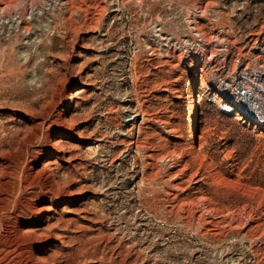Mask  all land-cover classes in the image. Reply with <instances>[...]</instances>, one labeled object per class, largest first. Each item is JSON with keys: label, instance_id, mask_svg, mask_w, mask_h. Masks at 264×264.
<instances>
[{"label": "rangeland", "instance_id": "1", "mask_svg": "<svg viewBox=\"0 0 264 264\" xmlns=\"http://www.w3.org/2000/svg\"><path fill=\"white\" fill-rule=\"evenodd\" d=\"M0 9V264H264V0Z\"/></svg>", "mask_w": 264, "mask_h": 264}, {"label": "bare ground", "instance_id": "2", "mask_svg": "<svg viewBox=\"0 0 264 264\" xmlns=\"http://www.w3.org/2000/svg\"><path fill=\"white\" fill-rule=\"evenodd\" d=\"M3 12V11H2ZM1 17H2V15H1V9H0V20H2L1 19ZM1 25V24H0ZM41 107V106H40ZM41 109H39V111H40ZM42 110H44V109H42ZM32 111H34V110H27V113H28V115L29 116H31L32 118H36V117H39V115H38V109H36L34 112H33V115H30L31 114V112ZM46 112V111H45ZM39 114H41V112H39ZM42 114H43V111H42ZM41 116V115H40ZM41 118V117H40ZM29 119V118H28ZM72 120V119H71ZM70 120V121H71ZM53 122H55V121H53ZM43 123H44V121L43 120H41V122H36L35 120H32V121H30V123L29 124H27V125H25L24 124V127H16V132L17 133H19L21 130H26V132L28 131L29 133H30V135H28L27 137V139L26 140H18V139H14L13 137V139L12 140H9V141H7V142H3V143H1V145H0V155H2V156H4V154H6V153H8V152H12V151H14V150H16V149H18V148H21V149H23L24 148V144L26 143V141L28 142V139L29 138H31L32 139V137H33V135H37V132H38V130L40 129V128H42V125H43ZM192 131V130H191ZM25 132V133H26ZM16 133V134H17ZM16 134H14L15 136H16V138L18 137V135H16ZM14 136V137H15ZM192 138V137H191ZM58 140H59V138L58 139H55V140H53V146L54 145H56L57 143H58ZM56 143V144H55ZM193 143V142H192ZM27 144V143H26ZM51 158V157H50ZM0 166H1V170H0V172H2L5 168H4V165L3 164H0ZM2 185H3V182L2 181H0V210H2V209H5V208H3V201H4V199L5 198H3V194H4V192L1 190L2 189ZM4 188V187H3ZM9 194V193H8ZM6 195V194H5ZM9 195H11V194H9ZM7 197V196H6ZM10 197V196H9ZM9 199V198H8ZM10 201V200H9ZM50 201V200H49ZM45 202L44 201H39L37 204H35L34 206H30V207H27V208H25V209H22L20 206H17L16 207V210L15 211H17V212H19L20 213V216H19V219H20V223H19V225H18V232L19 233H22V235H23V232H27V234H30V233H33V234H35V235H38V236H44V235H47V234H49V233H51V230H53V228H54V223L52 224H50V223H48L49 222V220H50V217H49V215H50V213L49 212H51L50 211V208H49V206L47 207L45 204H44ZM16 205V204H15ZM24 215H27V216H29V217H33V220H40L39 221V223H43V222H45V221H41V218H43L44 216H45V220H46V223H43L45 226L44 227H41L40 225L37 227L36 225H33V223H32V221H27L25 218H24ZM28 217V218H29ZM18 218V217H17ZM16 219V218H15ZM30 220V219H29ZM27 221V222H26ZM17 232V231H16ZM25 235V234H24ZM50 235V234H49ZM51 236V235H50ZM51 239H57V236H56V234L55 235H53L52 234V236H51V238L50 237H48L47 238V241H46V243L47 242H52L51 241ZM88 239L91 241V243H92V241L94 240V236H92V235H90V237H88ZM90 243V242H89ZM51 244V243H50ZM95 245V244H94ZM68 246V245H67ZM49 249V248H48ZM42 249H40V250H38V252L39 253H41V252H43V251H41ZM36 253L37 255L39 254V253ZM58 252V251H57ZM56 253V252H55ZM60 253H61V251H60ZM60 255V254H59ZM83 255V254H82ZM80 264V263H79Z\"/></svg>", "mask_w": 264, "mask_h": 264}]
</instances>
